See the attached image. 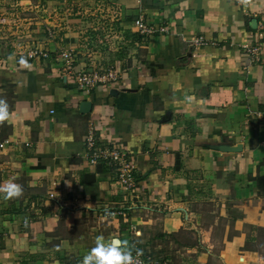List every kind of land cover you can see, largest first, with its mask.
Masks as SVG:
<instances>
[{"label": "crops", "instance_id": "0c3cea01", "mask_svg": "<svg viewBox=\"0 0 264 264\" xmlns=\"http://www.w3.org/2000/svg\"><path fill=\"white\" fill-rule=\"evenodd\" d=\"M7 11L22 22L0 30V186L23 195L0 196V264H81L100 235L149 261L264 264L250 247L264 235V0H0ZM80 71L115 79L86 93ZM90 129L126 151L132 190L88 163Z\"/></svg>", "mask_w": 264, "mask_h": 264}, {"label": "built area", "instance_id": "2783aa9c", "mask_svg": "<svg viewBox=\"0 0 264 264\" xmlns=\"http://www.w3.org/2000/svg\"><path fill=\"white\" fill-rule=\"evenodd\" d=\"M6 17L0 16V30H6L11 28L12 25H16L15 21H8ZM21 19H18V22ZM135 27L141 34L151 33V29L143 24L141 19L135 21ZM28 58L42 57L45 58L46 55L38 50L29 51L27 54ZM61 60L65 63L69 62L71 59L70 53H62L60 55ZM115 79V75L111 71H107L106 74L97 75L95 73H89L86 71L76 72L74 75V81L78 89H82L83 92L88 93L93 90L97 84H105L109 81ZM8 142H0V150L4 149ZM85 149L87 151V160L91 165H107L111 167L117 174V181L120 188L123 191H130L134 188V167L130 163L127 157L126 151L120 146H113L111 149L100 147L95 143V137L93 129L89 130V133L85 139ZM111 216L115 217L118 215H123L118 211H112ZM3 238V233L0 231V240ZM136 264H157L156 262H150L146 257H144L140 252H132Z\"/></svg>", "mask_w": 264, "mask_h": 264}, {"label": "clouds", "instance_id": "9594fccd", "mask_svg": "<svg viewBox=\"0 0 264 264\" xmlns=\"http://www.w3.org/2000/svg\"><path fill=\"white\" fill-rule=\"evenodd\" d=\"M21 65L27 66V60L21 58ZM8 105L5 101L0 100V121L8 118ZM23 195V189L19 184L12 181L0 186V196L5 200L19 198ZM81 264H136L132 255V250L127 247L126 241L112 239L106 241L104 236L96 237L95 247L90 249Z\"/></svg>", "mask_w": 264, "mask_h": 264}, {"label": "rangeland", "instance_id": "374dc122", "mask_svg": "<svg viewBox=\"0 0 264 264\" xmlns=\"http://www.w3.org/2000/svg\"><path fill=\"white\" fill-rule=\"evenodd\" d=\"M7 12H8L7 15H5L6 14L5 12H4L5 14L1 12L0 16H2V17H6L7 16L8 18L7 17L6 18L8 20H12V21H15L17 23H19L21 21L20 20L18 22V19H22L21 18L22 17V13L21 12H16V11H11V12L7 11ZM24 24L26 26H28L27 28H28L29 32H31V28H30L31 25L28 22L27 23L25 22ZM12 28H14V27H12ZM98 35H99V32H97V34H95V36H98ZM98 47H103V45H101V43H99L97 41H96V43H95V41L94 42L92 41V45H90L89 50H91V49L98 50ZM104 63L105 64H110L109 61H106V60H104ZM250 247L253 248V249H257L258 250L257 252H259L261 254V256L263 257V259H264V235H261L260 237H258L257 242L254 243V244H251ZM150 262H156L157 264H169L166 261H163V260H161V259H159L158 257H155V256H153L152 259H150ZM172 264H180V262L178 260H175V261L172 262Z\"/></svg>", "mask_w": 264, "mask_h": 264}, {"label": "water", "instance_id": "95a60500", "mask_svg": "<svg viewBox=\"0 0 264 264\" xmlns=\"http://www.w3.org/2000/svg\"><path fill=\"white\" fill-rule=\"evenodd\" d=\"M79 110H80V112H81L82 114H86V113L90 112V110H91V104H90L89 102H87V101L82 102V103L80 104V106H79ZM224 150L237 151V150H239V149H237V148L227 149V148L224 147Z\"/></svg>", "mask_w": 264, "mask_h": 264}]
</instances>
